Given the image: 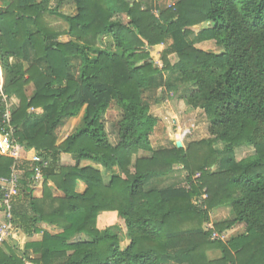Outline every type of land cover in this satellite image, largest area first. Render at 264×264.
Wrapping results in <instances>:
<instances>
[{
	"label": "trees",
	"instance_id": "obj_1",
	"mask_svg": "<svg viewBox=\"0 0 264 264\" xmlns=\"http://www.w3.org/2000/svg\"><path fill=\"white\" fill-rule=\"evenodd\" d=\"M51 1L0 0L2 94L19 100L11 114L14 138L47 163L37 185L30 182L37 164L15 166L22 180L11 199L12 223L25 237L42 239L23 250L0 246V264H264V0H174L158 16L129 0H74L76 14L69 16ZM46 16L65 28H51ZM106 39L108 49H99ZM206 42L216 51L197 48ZM161 46L158 68L152 51ZM163 72H177L167 91L189 89L183 99L206 117L209 140L154 150L151 139L164 126L145 97ZM112 108L116 145L105 127ZM4 113L0 99V127ZM76 118L78 126L58 143V132ZM241 147L254 154L237 161ZM140 152L149 157L131 168ZM63 155L73 165H63ZM12 166L0 157V178ZM175 166L189 189H146L149 178L163 179ZM218 208H229L233 220L216 223L215 231L243 229L227 242L205 230ZM109 213L122 221L126 247L120 227H99ZM41 224L59 232H42ZM210 251L219 257L210 260Z\"/></svg>",
	"mask_w": 264,
	"mask_h": 264
},
{
	"label": "rangeland",
	"instance_id": "obj_2",
	"mask_svg": "<svg viewBox=\"0 0 264 264\" xmlns=\"http://www.w3.org/2000/svg\"><path fill=\"white\" fill-rule=\"evenodd\" d=\"M130 4L137 2L141 3L144 8L150 11L154 16H158V12L160 10L166 9L174 3V0H129ZM50 7L55 9L57 8L59 12L64 15L73 16L76 14V6L74 0H62L59 3L58 0H52ZM45 22L51 26V28L56 30H62L65 28V25L62 20L55 18L54 16H46L44 18ZM121 20L126 22V17L124 15L121 16ZM203 27V26H201ZM201 27H194L192 31L195 33L199 32ZM60 41L66 42L68 41V37L62 36L60 37ZM111 42L109 40H100L97 42V47L99 49H108V46ZM112 50H114V46H111ZM197 48L206 51V52H215L216 48L214 47L213 42H206L197 46ZM164 47H156L152 51L153 61L155 63V67L161 68L164 66L162 58L160 57ZM160 54V55H159ZM95 55L93 54L92 57ZM168 61L171 66H174L177 63V57L174 55H170L168 57ZM14 65L18 64L17 60L11 61ZM78 62H72L73 67V75H75V71L77 69ZM163 81L162 83L156 88V90L152 92L146 93L145 100L150 105V113L153 116H156L158 119L161 120L164 126V130L156 133L152 139L151 143L155 151L169 149L173 143L175 145H181V148H185L192 143H198L200 141H207L210 139L208 134V121L204 114L199 110H193L189 108L183 99L186 95L189 94V89L186 86H176L175 91H167V87L165 85L166 82L172 81L177 78V72L173 73H166L163 72L162 74ZM167 80V81H166ZM3 87V83H2ZM32 87H27L26 95L30 97L32 95ZM161 95L164 96L163 100L159 103H154V99L160 98ZM8 109L10 113V126L12 128V140L15 143H18L17 140L14 138V129L11 124V114L12 112L18 107L19 100L16 97H11L8 101ZM30 111V110H29ZM118 120V112L115 108H112L107 112L105 115V127L107 134L109 136V141L112 145H116L118 141L117 137V126L116 122ZM79 118L73 119L66 124L59 132H58V143L64 141L72 131L78 126ZM19 144V143H18ZM21 145V144H20ZM177 147V146H176ZM222 145H216L215 150L221 149ZM36 152L35 150H30ZM254 154V150L250 147H241L235 151V156L237 161L244 160ZM145 158L149 157L148 153L140 152L133 158V164L131 168L134 166L136 159L138 158ZM63 165H73V160L68 155H63L62 158ZM211 170L215 171L216 166L211 168ZM118 171V170H116ZM119 172V171H118ZM104 174L105 181H108V175ZM16 176L19 177V181L21 184L22 176L16 173ZM186 178V173L180 170V167L175 166L174 172L163 178V179H156V178H149L146 183V189H163L167 187H186L184 180ZM79 192L83 191V188L80 186L78 189ZM200 203V201H198ZM221 209V208H218ZM4 218L0 214V223H2ZM233 217L229 214V211L226 209L221 210H213L210 213V222L209 224H205V230L211 231V240H221L222 242H227L232 235H239L243 229L241 227H236L234 229V233L229 236L227 233L228 231H223L218 233L215 231L214 225L217 223H226L232 221ZM99 227H114L118 226L121 228L120 232V243L123 247H126L128 244V239L123 230L122 221L117 217V215H104L98 221ZM39 228L42 232H46L50 235L57 234L59 231L54 230L51 227H48L44 224L39 225ZM213 234H216L218 238H213ZM15 238L5 239L4 241L0 242V246L8 245L10 248L14 249L15 244L20 243V245L25 246L30 241L27 237L23 236L20 232L15 233ZM42 239V233L38 234V237H34L31 241L39 242ZM210 260H215L219 257V251H210L207 253Z\"/></svg>",
	"mask_w": 264,
	"mask_h": 264
},
{
	"label": "built area",
	"instance_id": "obj_3",
	"mask_svg": "<svg viewBox=\"0 0 264 264\" xmlns=\"http://www.w3.org/2000/svg\"><path fill=\"white\" fill-rule=\"evenodd\" d=\"M2 83L3 74L0 68V99L5 105V113L2 121L3 126L0 127V157L13 161L10 176L8 178H0V214L4 218L3 222L0 223V242L9 237L11 238L12 232L15 235V226L12 223L11 199L17 195L20 187L19 177L16 176V173L21 174L16 171L15 166L20 162L37 164L30 179V182L35 185L40 183L41 170L47 166V163L37 152L27 150L12 140L8 100L2 94ZM195 177L198 178L199 174ZM213 238H218V236L213 234Z\"/></svg>",
	"mask_w": 264,
	"mask_h": 264
},
{
	"label": "crops",
	"instance_id": "obj_4",
	"mask_svg": "<svg viewBox=\"0 0 264 264\" xmlns=\"http://www.w3.org/2000/svg\"><path fill=\"white\" fill-rule=\"evenodd\" d=\"M41 192H42V190L41 189H39V190H37V192H36V194H35V196L37 197V198H39L40 196H41ZM221 209H226V210H228L229 211V214H231V212H230V209L229 208H221ZM221 209H216L215 211H217V210H221ZM115 213H109V214H105V215H114ZM116 215V214H115ZM231 216H232V214H231ZM233 217V216H232ZM52 228V227H51ZM54 230H57V229H55V228H53ZM16 232H19V231H15V233ZM21 233V232H20ZM227 233H229L228 235L229 236H231L233 233H234V230H231V231H228ZM22 234V233H21ZM23 235V234H22ZM24 236V235H23ZM34 237H38V235H35V236H33L32 238H28L29 239V241L30 242H34V241H31ZM13 238H15V236L13 237ZM13 238H11V239H13ZM29 242V243H30ZM18 248V249H20V250H23L24 248H25V246H22V245H20V243H17V244H15V248ZM16 248V249H17ZM33 258H34V256H33V254L31 255ZM209 257V256H208Z\"/></svg>",
	"mask_w": 264,
	"mask_h": 264
},
{
	"label": "water",
	"instance_id": "obj_5",
	"mask_svg": "<svg viewBox=\"0 0 264 264\" xmlns=\"http://www.w3.org/2000/svg\"><path fill=\"white\" fill-rule=\"evenodd\" d=\"M176 146H177V148H181V145H179V144H177Z\"/></svg>",
	"mask_w": 264,
	"mask_h": 264
}]
</instances>
